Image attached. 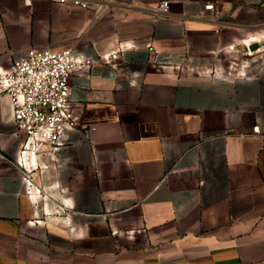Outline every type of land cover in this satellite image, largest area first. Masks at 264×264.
I'll list each match as a JSON object with an SVG mask.
<instances>
[{"label": "crops", "instance_id": "obj_1", "mask_svg": "<svg viewBox=\"0 0 264 264\" xmlns=\"http://www.w3.org/2000/svg\"><path fill=\"white\" fill-rule=\"evenodd\" d=\"M86 1L0 0V75L91 62L55 154L21 157L0 94V264H264V0Z\"/></svg>", "mask_w": 264, "mask_h": 264}, {"label": "built area", "instance_id": "obj_2", "mask_svg": "<svg viewBox=\"0 0 264 264\" xmlns=\"http://www.w3.org/2000/svg\"><path fill=\"white\" fill-rule=\"evenodd\" d=\"M29 2L33 0H28ZM61 6H77L100 15L104 7L86 0H45ZM105 4H129V0H104ZM169 4L161 2L154 9L166 15ZM206 10L215 11L213 4ZM153 51V48H150ZM114 58L117 55L113 56ZM90 61H79L73 49L52 51L31 48L10 69L0 75V94L11 98L16 132L25 136L23 158L31 150L45 147L55 154L66 144L65 132L78 129V119L69 98L70 79L78 67H88Z\"/></svg>", "mask_w": 264, "mask_h": 264}, {"label": "water", "instance_id": "obj_3", "mask_svg": "<svg viewBox=\"0 0 264 264\" xmlns=\"http://www.w3.org/2000/svg\"><path fill=\"white\" fill-rule=\"evenodd\" d=\"M259 48H260V45L255 44V45H252V46H251L250 50H251V51H255V50L259 49Z\"/></svg>", "mask_w": 264, "mask_h": 264}]
</instances>
